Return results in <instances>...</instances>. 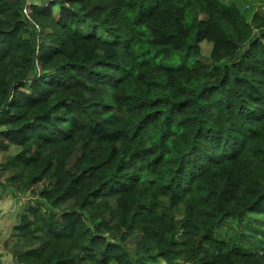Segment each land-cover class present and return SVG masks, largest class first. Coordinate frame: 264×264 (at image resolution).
<instances>
[{
  "label": "trees",
  "instance_id": "16d2710c",
  "mask_svg": "<svg viewBox=\"0 0 264 264\" xmlns=\"http://www.w3.org/2000/svg\"><path fill=\"white\" fill-rule=\"evenodd\" d=\"M261 19L221 0H0V151L18 148L0 170L31 195L14 262L264 264Z\"/></svg>",
  "mask_w": 264,
  "mask_h": 264
},
{
  "label": "crops",
  "instance_id": "0c3cea01",
  "mask_svg": "<svg viewBox=\"0 0 264 264\" xmlns=\"http://www.w3.org/2000/svg\"><path fill=\"white\" fill-rule=\"evenodd\" d=\"M13 147L15 153L18 148L13 145L7 150L0 151V163L12 155L8 151ZM6 175V171L0 170V264H16L11 252L15 241L12 228L19 221L25 196L13 193L6 181Z\"/></svg>",
  "mask_w": 264,
  "mask_h": 264
},
{
  "label": "rangeland",
  "instance_id": "374dc122",
  "mask_svg": "<svg viewBox=\"0 0 264 264\" xmlns=\"http://www.w3.org/2000/svg\"><path fill=\"white\" fill-rule=\"evenodd\" d=\"M224 3H233L235 4L240 11L244 14L245 18L248 21H258L261 17V20H264V0H221ZM29 11L28 8H26V13ZM53 11L56 12V7L53 8ZM257 16V18L255 17ZM87 31H93V29H88ZM201 48H202V60H207L209 58V53H210V49H211V44L206 42L205 40H203L201 42ZM15 148H11L8 153L9 154H13L14 153ZM6 159V158H4ZM23 196H25L24 199V203L31 200L30 199V193L26 192L24 194H21ZM228 230L227 229H219L216 231V235L220 236V237H225L228 234ZM260 235V233H258ZM180 264H187L184 262H180Z\"/></svg>",
  "mask_w": 264,
  "mask_h": 264
},
{
  "label": "built area",
  "instance_id": "2783aa9c",
  "mask_svg": "<svg viewBox=\"0 0 264 264\" xmlns=\"http://www.w3.org/2000/svg\"><path fill=\"white\" fill-rule=\"evenodd\" d=\"M24 12H26V9H24Z\"/></svg>",
  "mask_w": 264,
  "mask_h": 264
}]
</instances>
